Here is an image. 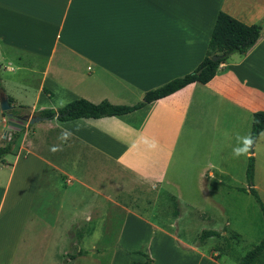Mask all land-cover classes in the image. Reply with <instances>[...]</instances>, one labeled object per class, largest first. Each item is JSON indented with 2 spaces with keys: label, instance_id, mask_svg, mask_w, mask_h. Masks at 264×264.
Segmentation results:
<instances>
[{
  "label": "crops",
  "instance_id": "crops-1",
  "mask_svg": "<svg viewBox=\"0 0 264 264\" xmlns=\"http://www.w3.org/2000/svg\"><path fill=\"white\" fill-rule=\"evenodd\" d=\"M218 10L252 23L264 14V0H0V57L11 53L24 63L14 66L26 70L13 84L16 91L0 86V99L22 114L77 97L135 102L197 65ZM258 109H264V22L255 42L229 53L204 83L188 82L124 112L35 121L11 160L0 162V264H87L50 254V227L60 221L78 227L84 216L91 231L110 230L115 191L141 179L206 210L193 193L210 199L234 183L226 160L234 158L237 137L249 136ZM1 125L2 116L0 137ZM62 130L70 133L66 141L59 139ZM207 135L217 155H207L195 180L175 170L178 151L183 158L194 136ZM51 193L54 201L45 205ZM123 208L107 264L144 261L142 252L155 264H230L225 254Z\"/></svg>",
  "mask_w": 264,
  "mask_h": 264
},
{
  "label": "rangeland",
  "instance_id": "rangeland-1",
  "mask_svg": "<svg viewBox=\"0 0 264 264\" xmlns=\"http://www.w3.org/2000/svg\"><path fill=\"white\" fill-rule=\"evenodd\" d=\"M7 54L0 57V86L5 91H9L10 88L16 91L18 88L14 87L13 84L20 83L19 73L24 74L26 70L17 69L15 64L22 65L24 63L14 60L13 54ZM50 102H55V100ZM7 111L11 112V108L0 110V117H3L0 143L9 137L11 130H13L5 126V112ZM14 113L22 114L17 111ZM32 114L35 113L26 112L22 116L28 118ZM33 125L34 122L30 123L26 120L25 125L21 127L22 135L18 144L23 134L31 133ZM47 127L48 124L41 127V130ZM236 146H241V143H236ZM216 151V143L210 136H194L189 150L181 151L183 158L178 151L175 163L177 161L179 163L175 170L178 172L183 170L195 180L199 165L205 161L207 155H210L211 158L216 156ZM249 151H253L252 154L254 155L252 185L264 204V133L257 136ZM11 157L6 156V160H11ZM246 158L243 156L240 159L234 156V158L226 160V165L230 166L229 169H234V183L226 184L227 189H219L218 194L210 199H200L198 193H193L195 198L193 201L199 206H202L199 202H205L206 210L202 211L187 201H175L167 191L159 189L148 180L141 179L121 185L115 191L118 198L114 201L115 213L110 216L111 225L108 226L110 230L107 227L108 230L102 227L101 230L91 231L85 225L87 218L84 216L80 217L81 225L78 227L72 223L60 221L54 224L55 228L50 227L49 229L50 235L47 238L50 240L49 252L50 254L52 252L56 258L68 259L74 254L75 257H81V261L88 259L84 262L87 264H107L109 252L112 247H115L118 224L124 210L123 206H128L137 209L145 218L167 229L175 236L197 245L209 253L217 250V255L225 254L224 259H227L228 263L239 264L240 256L264 235V222L259 202L247 190ZM170 169L171 167H169ZM54 170L51 168L50 172L53 174ZM80 195L77 200L80 199ZM53 197L52 193L49 194V200L44 202L45 205L48 202V206H51L54 201ZM104 202L97 200L95 204L100 206ZM44 203L40 202L38 205ZM97 215L93 212L89 216L98 217ZM36 217L47 221L50 216L40 214ZM203 228L214 229L217 234L199 239L198 234ZM253 264H264V253L260 254Z\"/></svg>",
  "mask_w": 264,
  "mask_h": 264
},
{
  "label": "trees",
  "instance_id": "trees-1",
  "mask_svg": "<svg viewBox=\"0 0 264 264\" xmlns=\"http://www.w3.org/2000/svg\"><path fill=\"white\" fill-rule=\"evenodd\" d=\"M263 22L264 14L255 22L244 23L225 11L218 10L210 31L205 53L197 65L191 71L173 77L166 82L147 90L141 99L130 104L113 103L107 99L91 102L82 97H77L64 102V106H46L34 110L33 112L43 118H56L58 120L72 119L76 117H100L134 109L154 98L173 92L191 81L204 83L214 75L219 62L223 61L229 53H243L255 42ZM213 55H217V58L213 59ZM11 111L15 112L13 109H11ZM263 125L264 109L253 111L249 133L253 141L256 139V136L261 131ZM21 135L22 128L13 129L10 132V136L7 139L2 140V143H0V162H6V156H12L15 154L18 140ZM253 168L254 157L253 154L250 153L247 155L245 166V177L248 182L247 190L259 202L264 222V204L252 185ZM172 197L176 201L175 196L172 195ZM215 234H217L216 230L203 228L200 230L198 238L203 239ZM142 253L145 256L144 261H131V264H155L154 260L147 253ZM262 253H264V235L257 243L253 244L240 256L238 263L253 264L256 261V258ZM73 256L74 254L71 255V257Z\"/></svg>",
  "mask_w": 264,
  "mask_h": 264
},
{
  "label": "water",
  "instance_id": "water-1",
  "mask_svg": "<svg viewBox=\"0 0 264 264\" xmlns=\"http://www.w3.org/2000/svg\"><path fill=\"white\" fill-rule=\"evenodd\" d=\"M213 59H216L217 58V55H213L212 56ZM10 104L7 102V100L2 97L0 99V109L1 110H8L10 109ZM9 112V111H7ZM43 117H41L40 115L38 114H32L30 115L28 118L25 117V116H20V117H15L14 115H11L10 113H7L5 115V121H6V124L5 126L7 128H11V129H19L21 127H23L26 123V120L30 123L32 122H35V121H38L40 119H42Z\"/></svg>",
  "mask_w": 264,
  "mask_h": 264
},
{
  "label": "clouds",
  "instance_id": "clouds-1",
  "mask_svg": "<svg viewBox=\"0 0 264 264\" xmlns=\"http://www.w3.org/2000/svg\"><path fill=\"white\" fill-rule=\"evenodd\" d=\"M61 106H64L63 102H61ZM69 136L70 133L68 130H62L59 139H61L62 141H66ZM237 139L238 141H241V146H237L233 149V155L235 157H240L248 152V150L253 144V139L250 135L245 137H237ZM57 149L58 146H53L52 151H56Z\"/></svg>",
  "mask_w": 264,
  "mask_h": 264
},
{
  "label": "flooded vegetation",
  "instance_id": "flooded-vegetation-1",
  "mask_svg": "<svg viewBox=\"0 0 264 264\" xmlns=\"http://www.w3.org/2000/svg\"><path fill=\"white\" fill-rule=\"evenodd\" d=\"M7 113H10L11 115H14L15 117H20V116H22V114H16V113H14V112H5V115L7 114Z\"/></svg>",
  "mask_w": 264,
  "mask_h": 264
}]
</instances>
